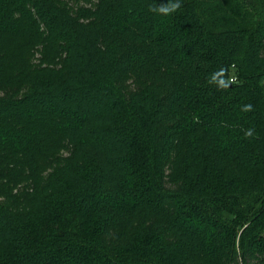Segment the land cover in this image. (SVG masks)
<instances>
[{
	"label": "trees",
	"instance_id": "16d2710c",
	"mask_svg": "<svg viewBox=\"0 0 264 264\" xmlns=\"http://www.w3.org/2000/svg\"><path fill=\"white\" fill-rule=\"evenodd\" d=\"M167 2L0 0V264H264V0Z\"/></svg>",
	"mask_w": 264,
	"mask_h": 264
},
{
	"label": "clouds",
	"instance_id": "9594fccd",
	"mask_svg": "<svg viewBox=\"0 0 264 264\" xmlns=\"http://www.w3.org/2000/svg\"><path fill=\"white\" fill-rule=\"evenodd\" d=\"M180 6H181L180 0H168L166 4H162L156 7H151L150 11H153L157 13L158 15L168 16L176 12L177 9L180 8ZM225 72H226V69H220L218 72L213 73L209 80V83L216 85L220 89L228 87L230 84V81H226L224 79ZM242 110L245 112L252 111V105L251 104L245 105ZM252 133H253V129H248L245 132V136L250 137Z\"/></svg>",
	"mask_w": 264,
	"mask_h": 264
},
{
	"label": "rangeland",
	"instance_id": "374dc122",
	"mask_svg": "<svg viewBox=\"0 0 264 264\" xmlns=\"http://www.w3.org/2000/svg\"><path fill=\"white\" fill-rule=\"evenodd\" d=\"M70 1H71V0H70ZM93 1H95V0H93ZM79 5H80V6L84 5V6H88V7L90 6V5H88V4H82V3L79 4Z\"/></svg>",
	"mask_w": 264,
	"mask_h": 264
},
{
	"label": "built area",
	"instance_id": "2783aa9c",
	"mask_svg": "<svg viewBox=\"0 0 264 264\" xmlns=\"http://www.w3.org/2000/svg\"><path fill=\"white\" fill-rule=\"evenodd\" d=\"M229 81H230V83H232V82H234V79H230Z\"/></svg>",
	"mask_w": 264,
	"mask_h": 264
}]
</instances>
